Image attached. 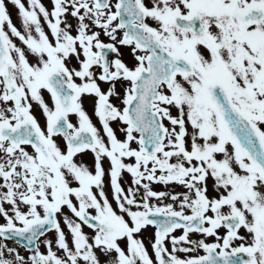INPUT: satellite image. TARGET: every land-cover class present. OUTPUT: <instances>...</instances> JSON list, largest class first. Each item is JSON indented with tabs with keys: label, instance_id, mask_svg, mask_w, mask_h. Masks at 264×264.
I'll return each mask as SVG.
<instances>
[{
	"label": "snow or ice",
	"instance_id": "6c2138e0",
	"mask_svg": "<svg viewBox=\"0 0 264 264\" xmlns=\"http://www.w3.org/2000/svg\"><path fill=\"white\" fill-rule=\"evenodd\" d=\"M0 221V264H264V0H0Z\"/></svg>",
	"mask_w": 264,
	"mask_h": 264
},
{
	"label": "rangeland",
	"instance_id": "374dc122",
	"mask_svg": "<svg viewBox=\"0 0 264 264\" xmlns=\"http://www.w3.org/2000/svg\"><path fill=\"white\" fill-rule=\"evenodd\" d=\"M44 2L47 4L48 0H44ZM9 10H10V12H11V14H12L13 22H14L18 27H20V22H19V20H18V18H17V14H16V10H15V8H13L11 5H9ZM125 59L127 60V57H126ZM46 99H47V95H46ZM84 107H85L86 110H88V111L91 113V110H92L91 101H90V99L87 98V97H85V99H84ZM37 116H38V118L41 119V122H43L42 117H40L39 112H37ZM74 119H75V118L73 117V120H74ZM94 119H95V118H94ZM0 222H2V221H0Z\"/></svg>",
	"mask_w": 264,
	"mask_h": 264
},
{
	"label": "flooded vegetation",
	"instance_id": "af4514ba",
	"mask_svg": "<svg viewBox=\"0 0 264 264\" xmlns=\"http://www.w3.org/2000/svg\"><path fill=\"white\" fill-rule=\"evenodd\" d=\"M87 231V229H85Z\"/></svg>",
	"mask_w": 264,
	"mask_h": 264
}]
</instances>
